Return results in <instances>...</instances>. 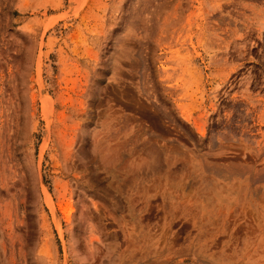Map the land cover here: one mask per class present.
Returning <instances> with one entry per match:
<instances>
[{
    "label": "rangeland",
    "instance_id": "rangeland-1",
    "mask_svg": "<svg viewBox=\"0 0 264 264\" xmlns=\"http://www.w3.org/2000/svg\"><path fill=\"white\" fill-rule=\"evenodd\" d=\"M0 264H264V0H0Z\"/></svg>",
    "mask_w": 264,
    "mask_h": 264
},
{
    "label": "bare ground",
    "instance_id": "bare-ground-1",
    "mask_svg": "<svg viewBox=\"0 0 264 264\" xmlns=\"http://www.w3.org/2000/svg\"><path fill=\"white\" fill-rule=\"evenodd\" d=\"M18 90H19V89H18ZM9 94H10V93H9ZM11 95L14 97L13 92H12ZM17 99H18V98H17ZM18 100H19V99H18ZM16 103H17V102H16ZM16 103H15L14 101H13V102L11 101L10 106L13 107V106L16 105ZM13 109H14V108H13ZM16 110H17V109H16ZM13 112H14V110H13ZM15 116H17V115H15ZM10 117H11V115H10ZM13 118H14V117H13ZM13 118L11 117V119H13ZM16 119H17V118H16ZM8 121H9V118H8ZM17 121H18V120H17ZM11 122H12V120H11ZM19 122H20V121H19ZM14 123H15V122H14ZM14 123H13V124H14ZM8 125H9V124H7V126H8ZM18 125H19V124H18ZM9 126H10V125H9ZM11 126H12V124H11ZM11 128H12V127H11ZM13 128H16V127H13ZM13 128H12V129H13ZM6 130H7V129H6ZM18 130H19V129H18ZM18 133H20V132H18ZM10 135H11V134H10ZM19 135H20V134H19ZM12 136H13V135H12ZM10 138H11V136H10ZM12 138H14V137H12ZM7 140H8V139H7ZM9 140H10V139H9ZM16 140H17V139H16ZM7 142H8V141H7ZM9 143H10V142H9ZM15 143H16V141H15ZM10 145H11V144H10ZM14 145H15V144H14ZM13 148H14V147H13ZM11 150H12V149H11ZM11 153H12V152H11ZM13 153H15V152H13ZM11 155H12V154H11ZM14 158H15V157H14ZM58 205H59V204H58ZM69 205H70V204H69ZM69 205H68V207L63 208V210H64V209H68V211H67V213H66V216H67V219H66V220H69V213H70V212L72 213V211H70V209H71L72 207L70 208ZM58 207L60 208V206H58ZM66 216H65V217H66ZM30 244H31V243H30ZM30 244H28V245H30ZM28 247H29V246H28ZM29 249H30V248H29Z\"/></svg>",
    "mask_w": 264,
    "mask_h": 264
}]
</instances>
